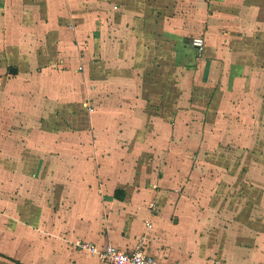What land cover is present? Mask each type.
I'll use <instances>...</instances> for the list:
<instances>
[{
  "label": "crops",
  "instance_id": "1",
  "mask_svg": "<svg viewBox=\"0 0 264 264\" xmlns=\"http://www.w3.org/2000/svg\"><path fill=\"white\" fill-rule=\"evenodd\" d=\"M83 244L264 264V0H0V264H104Z\"/></svg>",
  "mask_w": 264,
  "mask_h": 264
},
{
  "label": "rangeland",
  "instance_id": "2",
  "mask_svg": "<svg viewBox=\"0 0 264 264\" xmlns=\"http://www.w3.org/2000/svg\"><path fill=\"white\" fill-rule=\"evenodd\" d=\"M81 48L80 50V54H79V63H78V70L80 72L81 71L79 68L81 66L85 65V59L87 57V50H88V42L84 41L81 43ZM84 60V61H83ZM83 68V67H82ZM85 69V67H84ZM83 70V69H82ZM174 134L169 138L170 139V143H174L175 144V148L176 150H180V152L183 150L182 146L184 143H186V150L188 152V157L190 158L191 161H194L195 163L198 162L199 160H201L202 158L206 159L207 161H216L217 159L220 158V154L222 155H226L228 154V156L231 157H235L236 159L240 160L242 158H246L241 160L239 165H242L243 163H247L249 160V153H250V149L249 147H247L246 145H241L239 143V139L240 136H228V135H206L205 136H190V135H180L177 134L175 131L173 132ZM190 137V138H189ZM230 137L233 138V140L230 141ZM187 138V139H186ZM189 138V139H188ZM186 139V140H185ZM188 141V142H187ZM251 142V140H249ZM199 142H203V144H208L209 142H211V146H209L208 148L205 149V151L203 152V148L201 147ZM181 146V147H178ZM242 146L245 149V151H248L249 153H246L244 151H242ZM205 147V146H204ZM223 147H229V150H226L224 152H222L219 148H223ZM248 148V149H246ZM174 150V154L176 155L175 159L180 160L179 154L180 152ZM183 152V151H182ZM257 158H263L262 156H257ZM178 160L176 161V164L178 163ZM247 166L244 165L243 168L239 167V173H237V175H245L247 173ZM137 169V168H136ZM153 170L151 171V175H155V176H159L158 173L160 172V168H156L153 167ZM177 169V178H181L180 183L178 186H176V188H173L172 190L181 196V194H183L184 191V185L186 182V176L182 177V170H180L178 167H176ZM219 172L218 170H214L213 172H205L203 174L204 177H210V176H215V175H230L232 174L229 170H225L222 173H217ZM158 178V177H157ZM179 178V179H180ZM177 180V179H176ZM157 181V179H155L154 181L148 182L150 183V185L152 186L155 182Z\"/></svg>",
  "mask_w": 264,
  "mask_h": 264
},
{
  "label": "built area",
  "instance_id": "3",
  "mask_svg": "<svg viewBox=\"0 0 264 264\" xmlns=\"http://www.w3.org/2000/svg\"><path fill=\"white\" fill-rule=\"evenodd\" d=\"M192 45L198 49H202L205 45V41L202 37L194 38ZM83 68L80 67V70ZM82 248H87L94 253H98L103 259L104 264H157L156 260L148 255H145L139 250L128 253L115 248L112 245L106 246L102 251L98 250L92 245L83 244Z\"/></svg>",
  "mask_w": 264,
  "mask_h": 264
},
{
  "label": "trees",
  "instance_id": "4",
  "mask_svg": "<svg viewBox=\"0 0 264 264\" xmlns=\"http://www.w3.org/2000/svg\"><path fill=\"white\" fill-rule=\"evenodd\" d=\"M116 197L119 199L123 198L124 197V191H122V190L116 191Z\"/></svg>",
  "mask_w": 264,
  "mask_h": 264
},
{
  "label": "water",
  "instance_id": "5",
  "mask_svg": "<svg viewBox=\"0 0 264 264\" xmlns=\"http://www.w3.org/2000/svg\"><path fill=\"white\" fill-rule=\"evenodd\" d=\"M12 72L13 73H17V69L16 68H12Z\"/></svg>",
  "mask_w": 264,
  "mask_h": 264
}]
</instances>
